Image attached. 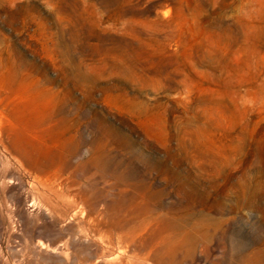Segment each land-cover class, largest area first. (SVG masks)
I'll return each instance as SVG.
<instances>
[{
    "label": "rangeland",
    "instance_id": "rangeland-1",
    "mask_svg": "<svg viewBox=\"0 0 264 264\" xmlns=\"http://www.w3.org/2000/svg\"><path fill=\"white\" fill-rule=\"evenodd\" d=\"M0 264H264V0H0Z\"/></svg>",
    "mask_w": 264,
    "mask_h": 264
}]
</instances>
